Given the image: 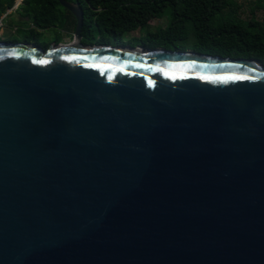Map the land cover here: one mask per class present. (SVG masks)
I'll use <instances>...</instances> for the list:
<instances>
[{
  "label": "water",
  "instance_id": "1",
  "mask_svg": "<svg viewBox=\"0 0 264 264\" xmlns=\"http://www.w3.org/2000/svg\"><path fill=\"white\" fill-rule=\"evenodd\" d=\"M57 1L73 45L0 41V264H264V64L85 45Z\"/></svg>",
  "mask_w": 264,
  "mask_h": 264
},
{
  "label": "trees",
  "instance_id": "2",
  "mask_svg": "<svg viewBox=\"0 0 264 264\" xmlns=\"http://www.w3.org/2000/svg\"><path fill=\"white\" fill-rule=\"evenodd\" d=\"M84 12L83 44L130 45L190 51L229 58H253L264 64V22H243L231 9L234 0H68ZM16 0H0V17ZM27 14L41 28L75 30V16L57 0H25ZM63 9L62 12L58 11ZM264 11V0H257ZM165 18L163 28L144 36L126 34L146 28L150 20ZM188 43V46L186 44Z\"/></svg>",
  "mask_w": 264,
  "mask_h": 264
},
{
  "label": "rangeland",
  "instance_id": "3",
  "mask_svg": "<svg viewBox=\"0 0 264 264\" xmlns=\"http://www.w3.org/2000/svg\"><path fill=\"white\" fill-rule=\"evenodd\" d=\"M5 1V0H4ZM22 0H16V5ZM235 7L231 9L236 18L246 22L251 17L258 22H264V11L257 8V0H234ZM62 8L58 11L62 12ZM15 9H6L0 17V41L6 43H30L47 48L53 43L62 42L70 44L74 40V31L66 32L60 27L41 28L31 21H21V16L27 14V7L15 12ZM166 25L165 18L150 20L146 28H139L126 34L125 39L144 36L145 30L153 31L155 28H163ZM188 46V43L186 44ZM189 51V49H186Z\"/></svg>",
  "mask_w": 264,
  "mask_h": 264
},
{
  "label": "flooded vegetation",
  "instance_id": "4",
  "mask_svg": "<svg viewBox=\"0 0 264 264\" xmlns=\"http://www.w3.org/2000/svg\"><path fill=\"white\" fill-rule=\"evenodd\" d=\"M68 1V0H67ZM70 2V1H69ZM74 3V2H73ZM15 5H16V3H15ZM14 5V7L12 8V9H15V11L13 12V13H15V12H18V11H20L22 8H24V7H27V5H26V3H25V0H22L21 1V3H19L17 6H15ZM21 18V21H31V18L28 16V14H26L25 16H21L20 17ZM53 28V27H52ZM55 28V27H54ZM75 28H76V26H75ZM48 29V28H47ZM65 31V30H64ZM67 32V31H66ZM74 32H75V30H74ZM68 33V32H67ZM59 43H62V42H58L57 44H59ZM82 43H83V35H82ZM86 45H88V44H86ZM49 47V46H48ZM47 47V48H48ZM47 48H45V49H47Z\"/></svg>",
  "mask_w": 264,
  "mask_h": 264
},
{
  "label": "snow or ice",
  "instance_id": "5",
  "mask_svg": "<svg viewBox=\"0 0 264 264\" xmlns=\"http://www.w3.org/2000/svg\"><path fill=\"white\" fill-rule=\"evenodd\" d=\"M37 63H47V61H37Z\"/></svg>",
  "mask_w": 264,
  "mask_h": 264
},
{
  "label": "bare ground",
  "instance_id": "6",
  "mask_svg": "<svg viewBox=\"0 0 264 264\" xmlns=\"http://www.w3.org/2000/svg\"><path fill=\"white\" fill-rule=\"evenodd\" d=\"M64 45H73V42H72V43H70V44H64Z\"/></svg>",
  "mask_w": 264,
  "mask_h": 264
}]
</instances>
